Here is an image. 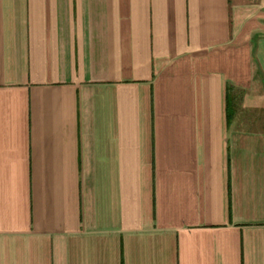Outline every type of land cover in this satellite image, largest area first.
Here are the masks:
<instances>
[{"label":"crops","instance_id":"obj_1","mask_svg":"<svg viewBox=\"0 0 264 264\" xmlns=\"http://www.w3.org/2000/svg\"><path fill=\"white\" fill-rule=\"evenodd\" d=\"M0 264H264V0H0Z\"/></svg>","mask_w":264,"mask_h":264}]
</instances>
